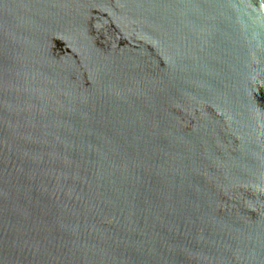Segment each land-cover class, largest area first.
Masks as SVG:
<instances>
[{"label":"water","instance_id":"water-1","mask_svg":"<svg viewBox=\"0 0 264 264\" xmlns=\"http://www.w3.org/2000/svg\"><path fill=\"white\" fill-rule=\"evenodd\" d=\"M0 264H264V0H0Z\"/></svg>","mask_w":264,"mask_h":264}]
</instances>
